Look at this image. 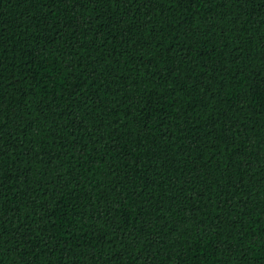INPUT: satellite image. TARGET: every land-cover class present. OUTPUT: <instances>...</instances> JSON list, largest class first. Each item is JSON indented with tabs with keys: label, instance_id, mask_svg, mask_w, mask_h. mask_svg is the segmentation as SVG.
Segmentation results:
<instances>
[{
	"label": "trees",
	"instance_id": "16d2710c",
	"mask_svg": "<svg viewBox=\"0 0 264 264\" xmlns=\"http://www.w3.org/2000/svg\"><path fill=\"white\" fill-rule=\"evenodd\" d=\"M0 264H264V0H0Z\"/></svg>",
	"mask_w": 264,
	"mask_h": 264
}]
</instances>
